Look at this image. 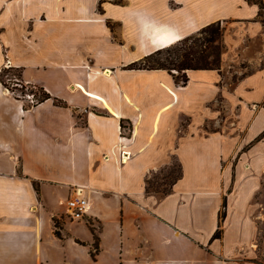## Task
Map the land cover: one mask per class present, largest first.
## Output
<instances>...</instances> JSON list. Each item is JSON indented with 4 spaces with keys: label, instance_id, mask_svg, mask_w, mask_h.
<instances>
[{
    "label": "crops",
    "instance_id": "obj_1",
    "mask_svg": "<svg viewBox=\"0 0 264 264\" xmlns=\"http://www.w3.org/2000/svg\"><path fill=\"white\" fill-rule=\"evenodd\" d=\"M258 11L246 0H0V70L18 68L25 86L50 95L24 108L31 101L0 83V264H264L251 248L257 229L247 217L252 192L240 180L242 168L233 185L229 166L219 175V159L234 154L237 168L249 159L264 164V121H253L264 112ZM217 22L235 24L247 41L225 37L219 71L188 70L186 84L176 85L164 70L127 68L157 50L145 26L164 25L181 40ZM240 59L256 66L233 85L230 107L257 105L247 109L243 137L208 133L202 122L214 119L203 117L194 148L199 182L181 186L178 160L181 176L169 191L146 192L150 174L174 159L154 160V139L169 129L163 115L196 82L190 93L215 118L216 84ZM156 73L155 89L134 85L137 76ZM154 90L169 101L159 105ZM186 118L179 128L192 125ZM77 189L88 206L71 221L65 201ZM224 199L220 236L212 239Z\"/></svg>",
    "mask_w": 264,
    "mask_h": 264
},
{
    "label": "rangeland",
    "instance_id": "obj_2",
    "mask_svg": "<svg viewBox=\"0 0 264 264\" xmlns=\"http://www.w3.org/2000/svg\"><path fill=\"white\" fill-rule=\"evenodd\" d=\"M264 2V0H263ZM260 18V17H259ZM262 18L264 19V11L262 12V17L259 19L261 23ZM221 27V38L220 42L213 43V46H218L220 44L223 49L222 53H225L226 45L224 43L225 37H229L230 40L240 41L241 44H247L246 33L242 29H238L235 24H222ZM252 43H254L252 41ZM184 45L176 43L172 46H169L162 50L160 55L155 57V60H159L161 63L167 64L169 61L177 62L181 59V53ZM202 50L209 51L210 47L207 49L204 46L201 47ZM237 51V50H236ZM222 56V54H221ZM211 60V57H209ZM263 62V61H262ZM231 64V62H228ZM146 63V65H151ZM232 67H228V71L224 69V73H221V80L217 82V86L221 90L218 91L217 102L214 104L216 108L215 118L210 116L211 111L208 108H205L204 105L200 104L198 98L200 96L192 95L190 92L194 91L193 88L196 86V82L190 84L191 90L188 95H185V100H180L178 104L172 109V112H168L163 115V119H167L166 127L169 129L166 130L165 127L161 128L157 133L154 139V160L156 162H162L164 159L168 160L170 155H174V159L170 161L169 164L160 167L156 171L150 174L148 180L146 181V192H156L158 195H162L166 191H169L170 183L178 176L180 171V163L183 166L184 176L181 186H193L197 184L198 175H197V166L200 164L197 156L194 153V148L197 145L198 137L200 135V124L196 125L197 122L202 121L203 117H208L213 122L207 121L202 122V128L208 133H220L223 138L234 137L242 138L246 131V115H250L251 112H247V109L254 111L257 109V105L245 103V107L240 108V105H235L230 107L232 103V98L235 96L233 102L236 101L237 94L234 91V83L237 79H240V76H246L251 74L256 69L252 67L251 64L247 63L243 59L238 60L235 64H231ZM167 74H173L176 77L181 76L182 73L177 72L176 70H171L170 73L164 70ZM17 74L16 71H10L8 74L2 75V79L8 84V87L18 96H20L26 103L30 101L27 95L30 92L28 86L24 87L21 82L15 77ZM187 76V73H185ZM15 75V76H14ZM162 74H149V75H139L135 78L134 85L143 88L155 89L158 85V80ZM9 78V79H8ZM188 78V76H187ZM163 88L172 96L175 95L172 93L171 89L163 86ZM143 93H145L143 91ZM30 95V94H29ZM154 99L159 102V105H162L169 101L165 94L159 93L156 90L153 91ZM233 95V96H232ZM147 94L143 95L145 98ZM239 99V98H238ZM215 103V102H214ZM170 107L167 106L164 110ZM213 108V107H211ZM260 115V116H259ZM253 121L254 125H259L264 121V112L259 114ZM168 116V117H167ZM191 117L192 125H187L186 127L179 128L180 120H185V123L182 122V125L190 123V119H184L185 117ZM256 127L253 126L252 131ZM194 134V136H191ZM239 156L234 154L230 155L228 158L224 157L219 159V175L220 181L224 179L223 177V168L227 165L228 171L230 174V183L231 185L236 182V177H238V169L241 167V182L248 186L250 193L249 200L247 202V217H249L257 229V239L254 242V246L251 248L256 250L260 256L261 262H264V164L259 162L260 160H243L241 165L238 166ZM179 160V162H178ZM261 164V165H260ZM230 168V169H229ZM246 168H248L246 170ZM181 172V171H180ZM244 193V190H243ZM64 217V216H63ZM71 220V219H70ZM73 221V220H71Z\"/></svg>",
    "mask_w": 264,
    "mask_h": 264
},
{
    "label": "trees",
    "instance_id": "obj_3",
    "mask_svg": "<svg viewBox=\"0 0 264 264\" xmlns=\"http://www.w3.org/2000/svg\"><path fill=\"white\" fill-rule=\"evenodd\" d=\"M248 3H254L258 6V15L261 18L262 12L264 11V2L263 0H246ZM262 22L264 23V19L262 18ZM221 38V27L220 24L217 23H211L197 32L178 40L176 43H179L183 46L182 53H181V59L177 62L169 61L167 64L161 63L159 60H155V57L157 55H160L162 50L169 47H164L157 49L156 51L150 53L149 55L143 57L137 62H133L127 66L128 69H142V70H166L170 73L171 70H176L179 73H182L181 76L176 77L173 74H171L174 83L176 85H185L188 78L186 76V71L188 70H215L219 71L220 69V61H221V49L222 46L220 44V48L218 46H213V43L220 42ZM172 44V45H174ZM170 45V46H172ZM204 46L205 49L207 47H210L209 51L202 50L201 47ZM209 57H211V60H209ZM152 61L151 65H146V63H150ZM16 71V78L19 82H21V73L20 69L18 68H12V67H3L0 70V83L2 86L6 89H8L14 97L17 99H21L20 96L14 92V90L10 89L8 87V84L2 79V75L8 74L10 71ZM9 79V78H8ZM22 83V82H21ZM22 85L26 87L23 83ZM31 89L29 94L33 96L32 102H30L27 105H24V108L31 107L36 105L37 103H40L46 99L50 98V95L47 94L42 88L37 86H28V89ZM57 103V101H54ZM59 102V101H58ZM58 104H61L59 102ZM264 134V132L262 133ZM181 176V172L179 171L178 176L170 183V186ZM35 186V185H34ZM169 186V187H170ZM166 191L165 193H167ZM163 193V194H165ZM225 207H226V201L225 199L222 202L221 209L218 215V224H217V230L213 234L212 239L219 238L220 232H221V225L222 221L225 217ZM54 224L57 227V221L54 219ZM56 236L59 237V233L55 232ZM96 239L94 238V251H96ZM91 257H94L93 252H91Z\"/></svg>",
    "mask_w": 264,
    "mask_h": 264
},
{
    "label": "built area",
    "instance_id": "obj_4",
    "mask_svg": "<svg viewBox=\"0 0 264 264\" xmlns=\"http://www.w3.org/2000/svg\"><path fill=\"white\" fill-rule=\"evenodd\" d=\"M27 97L32 102L33 96L28 94ZM87 206V199L82 195L81 189H77L65 201V215L71 220H80L84 217Z\"/></svg>",
    "mask_w": 264,
    "mask_h": 264
},
{
    "label": "bare ground",
    "instance_id": "obj_5",
    "mask_svg": "<svg viewBox=\"0 0 264 264\" xmlns=\"http://www.w3.org/2000/svg\"><path fill=\"white\" fill-rule=\"evenodd\" d=\"M144 28L146 30V35H145L146 38L148 39V41L152 43V45L157 47V49L170 46L174 44L175 42H177L178 40H180L172 33L171 29H169L168 27L164 25H161L157 29H151L148 26H145ZM105 73H107V76H108L109 72L106 71ZM127 157H128V154H125V156L123 155L122 161H123V158H127Z\"/></svg>",
    "mask_w": 264,
    "mask_h": 264
}]
</instances>
